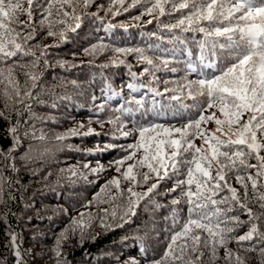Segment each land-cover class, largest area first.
I'll use <instances>...</instances> for the list:
<instances>
[{
	"label": "trees",
	"instance_id": "trees-1",
	"mask_svg": "<svg viewBox=\"0 0 264 264\" xmlns=\"http://www.w3.org/2000/svg\"><path fill=\"white\" fill-rule=\"evenodd\" d=\"M130 2L126 0L125 6ZM110 6V0H92L83 10L87 16L82 18L80 27L66 31L63 40L58 35L47 36L46 30L41 31L37 25L40 35L27 46L40 57V62L33 69L31 61L35 58L21 57L18 63L26 64L27 68L15 69L21 90H31L34 94L25 101L30 107L16 104L14 108V102L5 96L6 89L9 95H14L12 86L0 77L3 81L0 82V110L4 111L0 117V149L3 150L0 152V177H3L0 180V264H16L21 258V264H56L57 249L62 253L60 264H124L130 257H135L140 264H149L153 258L159 259L167 247L173 229L172 210H178L181 222L187 218V206L180 189L170 191L176 186L177 179L185 178L187 169L183 164L178 175H172L170 170L169 177L140 201L134 216H125L129 207L127 189L130 182L124 179L123 172L128 164H136L143 150L121 165L116 161L134 151L128 145L138 141L136 129L140 126L156 123L183 127L186 119L174 115L180 109V103L170 97L180 95L181 84L201 78L202 73L204 76L218 74L226 63L222 61L216 67H205L214 58L208 56L207 50L205 60L199 58V44L205 39L202 33L164 28V25L176 22L180 17L178 12L156 19L144 15L135 21L132 18L140 15L142 7L112 16L106 15ZM81 11L78 7L77 12ZM93 13L98 16L94 17ZM19 19L23 21L26 17ZM65 19L67 24L56 25L53 31L58 33L67 26H74L70 16ZM149 20L152 23H148ZM109 24L115 27H109ZM218 39L224 42L223 38ZM100 42L110 46L104 54L84 52ZM44 45L50 47L44 49ZM115 47L142 49L154 64L160 66L159 70L140 60L135 52L112 51ZM119 60H124V64H119ZM163 60L169 61L167 68ZM8 63H0V68L6 69ZM189 64L196 71L189 69ZM145 67L149 72L140 75ZM173 68L175 72L171 71ZM24 71H35L40 75L37 88H31V81H26ZM129 84L133 87L129 88ZM166 88L168 92H165ZM137 100L143 103V108L135 103ZM184 102L192 103L190 99ZM122 108H129L131 112L121 111ZM194 113L195 109L184 110L183 114L187 117ZM13 125L19 128V147L14 146L15 137L9 131ZM202 127L212 130L216 125L207 122ZM71 130L76 134H70ZM124 132L132 134L125 136ZM33 133L35 137L43 135L45 139H34ZM61 135L65 139L57 140L56 137ZM147 135H155V132L150 131ZM194 143L200 146L202 141L197 138ZM12 149L14 160L11 163L15 168L9 167L10 162L5 160ZM249 162L257 163L255 159ZM147 171L146 166L141 168L138 164L134 169L140 173ZM114 178L119 180V187L109 183ZM227 180L243 194L235 175H229ZM155 182L153 174L147 183L134 185V191L144 192ZM260 192H264V188H260ZM223 195L230 194L225 192ZM174 199L181 203L173 205ZM245 202L256 215L261 214L259 205L251 200V189ZM103 209H108L107 215ZM233 214L239 215L241 221L249 219L242 210ZM121 224L122 227L118 226ZM180 226L177 224L176 230ZM259 227L264 232V217ZM248 230V225H241L234 237ZM12 235L16 236L14 243ZM234 237L227 247L238 254L244 264H262L264 257L259 252L248 251L252 242L238 244ZM17 249L20 258L15 255ZM203 250L205 256L201 264H228L224 259V248L219 249L217 257H212L210 250ZM231 264H236L235 259Z\"/></svg>",
	"mask_w": 264,
	"mask_h": 264
},
{
	"label": "snow or ice",
	"instance_id": "snow-or-ice-1",
	"mask_svg": "<svg viewBox=\"0 0 264 264\" xmlns=\"http://www.w3.org/2000/svg\"><path fill=\"white\" fill-rule=\"evenodd\" d=\"M110 2L112 6L107 9L106 15L117 16L121 12L142 7L140 15L132 18L135 21L141 20L144 15L156 19L180 13L175 23L164 25V28L169 31L179 29L182 32L202 33L205 39L199 44V58L201 61L205 60V50L210 58H214L205 67H216L222 61L226 63V67L219 69L218 74L204 76L202 73L201 78L181 84L180 95L170 97V100L180 103V109L174 115L186 119L183 127H165L156 123L140 126L136 129L139 133L138 141L128 145L134 151L129 152L123 160L116 161L117 165H121L125 160L134 159L137 151L143 150L136 164H128L127 170L123 172L124 179L130 182L127 189L129 207L125 216L136 214L135 209L140 201L169 177L170 170L172 175H178L181 164L187 169L185 178L177 179L176 186L170 190L175 192L180 189V195L185 198L187 206V218L181 222L178 210H172L173 229L170 230L167 247L159 259L153 258L149 264H201L205 256L203 249L210 250L211 256L217 257L220 248H224V259L228 264L233 259L236 264H244L241 257L227 247L241 225H248L249 230L234 237L236 242H252L248 251L259 252L264 257V232L259 227V222L264 217V192H260V188H264V183H261L264 179V155H261L264 152V0H131L127 6L126 0ZM91 3L92 0H0V63L10 62L6 69L0 68V77L12 86L14 95H9L6 89L5 96L14 102V108L16 104L30 107L25 101L34 95L31 90H21L15 69L27 68L26 64L18 63L21 57H34L31 67L35 69L38 66L40 57L27 46L29 41L40 35L37 25L41 31L46 30L47 36L58 35L63 40L66 31H75L80 27L82 18L87 16V12L83 10ZM115 5H119V8H115ZM78 7L82 9L79 13ZM92 15L95 17L98 13ZM21 16L26 19L21 21ZM69 16L74 21V26H67L58 33L53 31L56 25H66L65 18ZM147 22L152 23L151 20ZM108 26L115 27L111 24ZM218 38H223L224 42H220ZM48 47L50 45L43 46L44 49ZM109 47L100 42L84 49V52L89 55L104 54ZM112 51L135 52L140 60L159 70L160 66L154 64L142 49L115 47ZM43 55L42 50L41 56ZM118 63L124 64V60H119ZM162 63L167 68L169 61L163 60ZM188 68L196 71L191 64ZM171 71L175 72L176 69ZM147 72L149 68L145 67L140 75ZM23 75L26 81H31V88L39 86L40 75L35 71H24ZM128 87L132 88L133 85L129 84ZM168 91L166 88L165 92ZM156 94L161 95L159 92ZM186 99H190L192 103H185ZM135 103L143 108L141 101L137 100ZM7 108L8 104L5 103V109ZM193 109V115L184 116V110ZM121 111L131 112V109L122 108ZM209 112L210 114H205ZM3 115L4 111L0 110V117ZM207 122H214L216 127L212 130L203 128L202 124ZM9 131L15 137L14 146L19 147L18 126H11ZM150 131L155 132V135L146 136ZM70 134H76L75 130H71ZM131 134L123 133L125 136ZM33 138L45 139L43 135L35 137L34 133ZM197 138L202 141L200 146L194 143ZM56 139L63 140L65 136H57ZM13 151L14 149L9 151L5 160L10 162L9 167L15 168V164L11 163L14 160ZM252 159L257 163H250ZM137 164L141 168L146 166L148 171L134 172ZM116 171L119 172L120 168L117 167ZM153 174L155 183H151L144 192L134 191V185L147 183L153 178ZM73 175L76 173L73 172ZM229 175H235L237 183L243 189L242 195L239 189L228 184ZM109 183L119 187L117 178ZM250 189L251 200L262 210L259 216L245 202L249 199ZM225 192L230 195H223ZM180 203L179 199L172 200L173 205ZM237 210H242L249 219L241 221L239 215L233 214ZM102 211L105 215L108 214V209ZM112 215L115 216V212ZM101 222H104L103 219ZM124 222L127 223L128 220L125 219ZM177 224L181 225L178 230L175 227ZM118 226L122 227L123 224ZM11 239L14 243L16 236L12 235ZM55 254L58 258L56 264H60L62 253L57 249ZM15 255L21 257L18 249ZM21 259L16 264H21ZM124 264H140V261L130 257Z\"/></svg>",
	"mask_w": 264,
	"mask_h": 264
}]
</instances>
